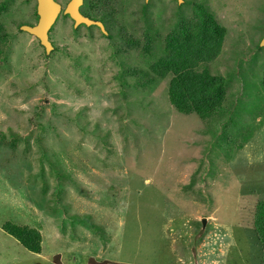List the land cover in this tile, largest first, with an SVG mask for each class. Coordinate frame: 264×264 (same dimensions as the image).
Here are the masks:
<instances>
[{
    "label": "rangeland",
    "instance_id": "1",
    "mask_svg": "<svg viewBox=\"0 0 264 264\" xmlns=\"http://www.w3.org/2000/svg\"><path fill=\"white\" fill-rule=\"evenodd\" d=\"M0 1V264H261L252 219L264 199V0L218 7L227 33L209 68L226 78L230 110L207 120L169 104V77L141 84L173 24L170 0H154L148 19L141 0L111 1L110 38L60 13L48 53L18 26L36 24V1ZM146 23L161 35L152 57L116 33L141 40ZM47 159L71 176L60 191ZM7 221L39 229L40 253L7 234Z\"/></svg>",
    "mask_w": 264,
    "mask_h": 264
},
{
    "label": "trees",
    "instance_id": "2",
    "mask_svg": "<svg viewBox=\"0 0 264 264\" xmlns=\"http://www.w3.org/2000/svg\"><path fill=\"white\" fill-rule=\"evenodd\" d=\"M93 7H95V4ZM95 8L99 10V14L104 17L106 22L110 21L108 12L104 10V4ZM5 11L6 5L3 1H0V17ZM140 12L142 16L148 19L146 9H141ZM96 15L94 14L92 18L100 19ZM173 18V24L167 29L159 45L160 53L149 64V72H139L137 69H128L125 72L131 75H135L137 72L142 74L145 79L141 83L143 85L155 81L156 78L164 79L169 77L167 84L168 102L180 113L196 114L200 119L207 120L230 110V107L226 104L227 80L220 74L212 73L209 68V64L221 52L227 33L226 27L215 18L212 10L205 3H202L201 0L194 2L190 16H186L183 9H178L177 16ZM146 24L147 26L145 31L142 32L143 37L141 40L126 33L123 29H117L116 33L126 48L140 49L144 55L152 57V46L161 35L151 24ZM92 27L95 26H89V28ZM105 29L107 35L99 30L102 35L110 37L112 32L107 26ZM152 30H155L154 34L150 33ZM7 41L8 32L0 20V62L3 57H6L4 47ZM259 42H257L256 47L263 50L259 46ZM260 82L264 91V62ZM36 126H39L40 132L45 130V127H41L39 123H36ZM6 135L0 133V138L5 141ZM9 138V144L13 146L11 143L18 138V134L10 130ZM41 141L42 137L40 134H37L34 138V143L37 149L41 151L37 156L40 167V172H37V176L43 181L46 177L44 176V172H42V161L47 157L45 156L46 151L42 147ZM25 142L27 146H30L29 139H25ZM53 155L55 154L52 153ZM47 161L48 174L56 178L55 187L58 186L60 191L61 185L58 182H61L63 178L71 181V176L69 172L61 169L51 159H47ZM252 227L255 231L257 242L260 245V261L261 264H264V199L259 200L254 207ZM2 229L20 242L28 251L36 254L40 253L42 237L39 229L16 224L12 221L5 222L2 225ZM85 264L113 263L106 259L102 261V259L89 256Z\"/></svg>",
    "mask_w": 264,
    "mask_h": 264
},
{
    "label": "water",
    "instance_id": "3",
    "mask_svg": "<svg viewBox=\"0 0 264 264\" xmlns=\"http://www.w3.org/2000/svg\"><path fill=\"white\" fill-rule=\"evenodd\" d=\"M35 1L36 15L38 17L36 24H23L19 28L20 30L25 31L38 39L40 45L44 48L46 53L53 49V46L48 38V32L60 13L68 15V17L74 22V27L79 24H83L85 26L95 25L99 27L104 34L107 33L100 21L93 20L80 13L79 7L82 4V0H69L64 8H62L56 0ZM259 46L264 48V36L260 39Z\"/></svg>",
    "mask_w": 264,
    "mask_h": 264
},
{
    "label": "flooded vegetation",
    "instance_id": "4",
    "mask_svg": "<svg viewBox=\"0 0 264 264\" xmlns=\"http://www.w3.org/2000/svg\"><path fill=\"white\" fill-rule=\"evenodd\" d=\"M111 1H114V0H82V4L79 7V11H80V13L82 15H85V16L93 19V20L100 21L103 24L104 29H105V27L107 26V22H106V20H104V17L99 14V10L97 8H95V7H98L101 4H104L106 7H108L109 4H111ZM153 1L154 0H141V2L139 4V8L140 9H145V8H147L149 6H152V4L154 3ZM201 1H202V3H205L208 6V8H210L212 10L215 18H216V12L218 11V7L224 8V6H226V5H224V3H226V0H201ZM251 1H254V0H251ZM157 2H159V1H157ZM170 2L173 4L171 6V8H172V16L173 17H176L177 14H178V9H183L184 10V14L186 16H190L192 14V7H193L194 2H199V0H181V1H178V0H170ZM94 4H95V7H93ZM252 6H253V8L256 7L255 3H251L250 2L249 8H251ZM260 7H264V6H260ZM94 14H97L96 16L100 17V19H98V18H92V16ZM235 15L238 16V18H239V16L242 15V13H239L237 11L236 12H233V16H235ZM37 19H38V17H37ZM73 24H74V22H73ZM79 25L85 26L83 24H79ZM92 26H95V25H92ZM85 27H89V26H85ZM95 27L98 28V29H100L97 26H95ZM50 30L48 32V38H49V40L51 42V39H50ZM106 35H107V33H106ZM52 43L53 42H51V44Z\"/></svg>",
    "mask_w": 264,
    "mask_h": 264
},
{
    "label": "crops",
    "instance_id": "5",
    "mask_svg": "<svg viewBox=\"0 0 264 264\" xmlns=\"http://www.w3.org/2000/svg\"><path fill=\"white\" fill-rule=\"evenodd\" d=\"M85 264V263H84ZM123 264V263H122Z\"/></svg>",
    "mask_w": 264,
    "mask_h": 264
}]
</instances>
